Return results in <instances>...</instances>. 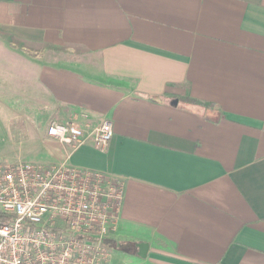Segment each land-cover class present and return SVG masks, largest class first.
<instances>
[{
	"label": "crops",
	"instance_id": "1",
	"mask_svg": "<svg viewBox=\"0 0 264 264\" xmlns=\"http://www.w3.org/2000/svg\"><path fill=\"white\" fill-rule=\"evenodd\" d=\"M8 63L27 127L113 124L63 157L124 180L108 264H264V0H0Z\"/></svg>",
	"mask_w": 264,
	"mask_h": 264
},
{
	"label": "built area",
	"instance_id": "2",
	"mask_svg": "<svg viewBox=\"0 0 264 264\" xmlns=\"http://www.w3.org/2000/svg\"><path fill=\"white\" fill-rule=\"evenodd\" d=\"M47 135L59 160L0 162V264H108L124 180L63 157L86 143L104 150L113 124L52 121Z\"/></svg>",
	"mask_w": 264,
	"mask_h": 264
},
{
	"label": "rangeland",
	"instance_id": "3",
	"mask_svg": "<svg viewBox=\"0 0 264 264\" xmlns=\"http://www.w3.org/2000/svg\"><path fill=\"white\" fill-rule=\"evenodd\" d=\"M15 68L18 67L8 63L9 71L4 73L5 82L8 85L7 92L5 95L0 94V162H48L53 155L49 152L48 144L51 138L47 135L46 125L41 128L27 127L28 122L25 120L27 113L22 106L28 105V96H23L22 100L15 102L18 97L8 93L13 90L15 82H18ZM24 79L22 73L21 80L24 81Z\"/></svg>",
	"mask_w": 264,
	"mask_h": 264
},
{
	"label": "water",
	"instance_id": "4",
	"mask_svg": "<svg viewBox=\"0 0 264 264\" xmlns=\"http://www.w3.org/2000/svg\"><path fill=\"white\" fill-rule=\"evenodd\" d=\"M174 102H175L174 104H177L178 103V100L176 99ZM138 247L140 249V256L146 257V255L148 253V249H149L148 243H144V242L139 243L138 244Z\"/></svg>",
	"mask_w": 264,
	"mask_h": 264
},
{
	"label": "trees",
	"instance_id": "5",
	"mask_svg": "<svg viewBox=\"0 0 264 264\" xmlns=\"http://www.w3.org/2000/svg\"><path fill=\"white\" fill-rule=\"evenodd\" d=\"M151 99L152 100H159L158 97H152ZM184 100L187 101V102H189V103L199 104V105H202V106H205V107H211V106H213L211 104L203 103V102H200V101H198L196 99H193V98H185Z\"/></svg>",
	"mask_w": 264,
	"mask_h": 264
}]
</instances>
